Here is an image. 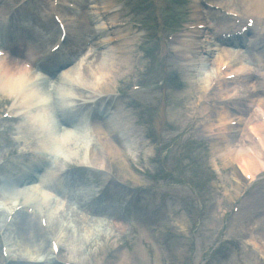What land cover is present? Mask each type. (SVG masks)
Returning <instances> with one entry per match:
<instances>
[{
    "label": "rangeland",
    "instance_id": "374dc122",
    "mask_svg": "<svg viewBox=\"0 0 264 264\" xmlns=\"http://www.w3.org/2000/svg\"><path fill=\"white\" fill-rule=\"evenodd\" d=\"M21 1L22 0H0V11H2V15L4 16L7 12H9V14H14L17 3ZM112 1L120 4L125 3V5L123 4V12L117 14V21H145L148 15L154 17V14L158 12L157 7L153 8L149 5L153 0H149V2H147V0ZM197 1L198 0H183L179 11L182 12L184 9L185 11L188 9L191 11L192 8L197 5ZM80 3L81 5L83 4L81 11L84 10L90 14L92 13V17L98 19L97 24L95 23L94 30H96V33H99L100 29L105 28V22H100V17H97V10L91 9L92 6L87 0H79L77 5L80 6ZM49 7L50 0H37L36 6H34L31 11H33L34 14H38V11L43 14H48ZM77 15V13L72 15V17L75 16L71 22L73 25ZM29 17H32L31 13ZM190 17L191 15L181 16L180 14L178 28L183 27L185 23L188 25L197 23L196 20L191 22ZM34 22V24H36V19ZM151 24H154L152 20ZM39 25H41V23L36 24V27H39ZM0 28L2 29V26H0ZM178 28L172 29V32H178ZM217 29H224L223 31L225 32L229 27L227 25H221L217 27ZM147 30L148 32L144 34L142 29H137L129 25L115 32L121 33V35H119L121 39H131V42L127 44L124 42L123 44L127 46V50L132 51L136 62L132 61L130 67L127 69L122 70L124 67H121V69L118 68V73L114 74L115 77H109L112 83H108L107 79L104 85L107 84L116 91V82L118 79L126 77V73L133 71L135 66H137L138 72H136L133 78L134 83L136 78L138 81L142 79V71L145 70V67L149 66L150 63H152L153 66L155 65V60L150 62L148 59L143 58L139 51L133 50L135 49L134 46H138L141 41H146L150 33V30ZM96 35L98 36V34ZM185 35L186 33L180 37H184ZM253 41H257L264 46V43L261 39L257 38V35H255ZM167 46V48H169L171 44ZM163 48L165 49L164 44L159 47L157 41L152 40L150 43H146L142 49L156 53L157 50L162 51ZM108 51H111V49L109 50L106 48L101 50V53ZM17 54H19V52H17ZM217 58L218 56L215 54L208 60L204 57L197 61L210 68V66L215 64ZM190 60L191 59H188L186 61L180 58L177 59L176 57L173 62L168 63L169 69L175 67L180 72V76L183 77L182 82L184 85L185 81L188 82L186 90L182 93H162L159 90V86L155 84L157 79H154L151 85L143 88L141 91L128 94L124 99L125 102L118 105L121 114L119 115L120 118L118 120V117H113L112 124L109 126L112 128L120 126L118 137L123 140L121 146L113 145V150H116L117 157H112L114 163L119 168L116 176L123 187V193L118 198L117 194H115L113 198L109 196L105 202L100 201L101 185L106 182L110 173V167L106 169V162L103 155H101L102 161L98 162L103 164L102 170L105 171L101 172V174L86 171L83 175L75 174L73 180L70 182H68V179L60 180L62 176H57L55 188L65 193L68 198L78 205L77 211L72 209L68 213L69 224L65 221L63 227L61 226V220L66 217L65 213L56 217L54 219L55 223H57L56 230L48 231V239L45 240V243H38V247L29 245L27 247L28 249L19 245V239L16 234L13 233V230L15 231V227L13 226L9 234L11 240L9 259L6 260L0 256V264H11V260L18 261L20 258L26 260L29 254L37 252L43 254L45 258L49 257V242L52 237H56L57 239L60 238L62 241L71 240L73 243L75 242L74 245H79L82 250L80 259L85 260V263L88 264H118L119 262L116 260L118 255L127 257L126 260L124 258L123 264H212L213 261H216L217 264H264V255L257 249L249 251L248 249L245 250L243 246L238 247V249H233L234 242L237 240V232L240 230L239 220L246 223L250 215L245 210H242L237 203L238 200L241 199V193L237 196L232 194L234 198L228 196L232 190V176L235 173L234 167L229 168L226 172L221 171L220 169H222L223 163L221 160L217 159L212 149L209 150L210 145L208 147L205 146L203 149L202 146L199 145V141L202 139L198 136L197 132L199 122L195 128L189 127V123H187L191 118L196 117L197 113H187L185 110L182 112L180 108L175 110L176 113H171L170 110L169 113H162L164 102L167 100L176 101L183 96H187V98L184 99L186 101L184 107L188 105L192 108L196 105L197 100H190L189 95L201 91V86L199 84L205 81L208 75V69L202 70L199 78L193 77L192 73L190 74L187 72L192 68H198V63H192ZM190 64H193V67L187 68ZM92 82V79H90L87 85L83 84V86L91 88ZM114 89H112L111 93H114ZM92 93H96V91L93 89L91 92L82 93L78 91V94H80L79 96L85 95L89 97ZM51 94L52 99H55L52 106L56 108L58 103L57 97H60V91L53 89ZM116 98L121 97L116 94ZM22 102L25 103L27 101L23 99ZM135 104H141L143 106H145V104H150L152 113L150 115L139 113L138 111L133 113L136 111V109H134ZM8 105L9 103L3 102V98L0 96V114ZM114 111H111V115L108 116L107 121L110 120ZM26 113H29L28 106H25V110L22 112L21 117H23V121L19 120L18 123L2 121L0 123V133H5L6 131L3 130L8 127L10 130H7L8 134L5 135L19 141V143L14 145L16 156L10 158L11 162H16L17 156L21 152H26L30 147H32V149L35 148L37 144L36 140L31 141L24 138V134L20 128L22 125H25L27 121H30ZM76 115L79 117V123L82 124L83 120H85V115L83 114L82 116V114L79 113ZM124 116H128L129 118L132 116V119L128 118V124L122 123L123 120L126 121ZM137 118H139V122L135 121ZM165 118L173 121L176 128L163 126L162 121L167 120ZM143 122L153 124L155 131H160L161 137L170 140L169 145L172 146L170 160L182 154H194L195 159L192 162L193 165H191L190 171L186 169H157L156 160L154 162H147L146 164L145 160L152 151L154 152V143L147 140V137L151 135L142 133V131H145L144 129L140 130L134 128L135 125H132L140 124V126H142L141 123ZM52 128L55 134L51 136L57 139L59 133L58 128ZM131 134L134 137H132ZM149 143H152L150 144L152 149L150 150L151 152L147 154L146 151L150 148ZM181 145L182 147H180ZM0 146L2 147L0 148V166H2L5 164V160L3 161L2 159L5 155H8L9 147L3 145L1 138ZM129 150H133L135 154L140 156L143 164L149 168L147 172L139 174L130 170L127 161H125V156L121 155L122 152L126 153L124 151L130 152ZM75 154H77L80 159L83 158V156L79 155L77 152ZM129 155L132 156L131 153H129ZM71 158L60 160L59 163L57 162V166L62 167V171H58L56 175H61L67 167H69L68 162L70 163ZM79 158L76 159L80 160ZM20 162L23 163V161ZM215 162L219 164L217 167L215 166ZM160 170H164L166 173L172 174V176H167L163 173L158 174ZM160 183H164V187L159 189L156 188L155 185ZM134 186L142 189L137 195L131 194L132 187ZM7 196L5 192H0V214L6 209V201L3 199H8ZM138 196H140V198ZM108 200H111V202H107ZM129 201L131 202L128 211H120L119 217L128 225L127 228L132 231H130V234H125L115 239H109V236L103 235V233L100 232V226L95 225L94 220H90L89 216L92 214L86 213L90 212V210L98 211L101 209H110L107 211V215L112 217L115 215L114 212L118 210V207L120 208L124 203ZM7 203L9 204L10 202ZM233 207H239V213L236 218L232 219L229 213ZM32 218L39 226V216L35 215ZM237 218L239 220H237ZM134 220L138 224V227L134 226ZM0 224H2V218H0ZM88 226L93 228L91 232L85 231V228ZM168 230L174 231L177 235L165 234ZM259 230V232L264 233V221L261 223ZM220 233L225 234L227 239L226 243L229 244L228 246L225 245L223 249H220L217 254L211 255L210 253L215 248L213 244L217 237L219 238ZM260 242L261 245L264 244V240ZM120 243H123L124 247H120ZM98 247L100 248V256L96 258L94 252ZM210 247H212V250L209 251L206 256L202 255V253L207 251ZM108 250L109 254L107 253ZM131 250L136 251L138 258L132 256ZM227 251H231V253H229L230 256L226 258L224 253ZM64 253V259H66L68 253L67 249Z\"/></svg>",
    "mask_w": 264,
    "mask_h": 264
},
{
    "label": "bare ground",
    "instance_id": "6f19581e",
    "mask_svg": "<svg viewBox=\"0 0 264 264\" xmlns=\"http://www.w3.org/2000/svg\"><path fill=\"white\" fill-rule=\"evenodd\" d=\"M88 1V0H87ZM252 1V15L256 16L258 20L260 21L261 17L264 16V0H250ZM89 4L94 5L93 8H98L100 6H103L107 11H102L101 13L98 12V17H100V22H105V28L100 29L98 36L95 33V30L92 31L91 27L88 25V22L91 24V26H94L95 23L97 24L98 19L96 17L92 18V13H88L84 10L80 12L77 18V25L74 28L75 34L72 36L71 29L68 25V38L71 40L72 38L77 39L78 37H75L76 34L85 35L87 34L92 35L90 36V40H96L99 41L100 37L101 39L104 37L105 40H102L100 42H95L94 45H96L99 49H106L109 47L111 51L108 52H102L99 53L97 59H96V72L99 75V81H105L106 79H109V77H115V73H118V68L121 69H127L130 67L131 62L135 61V56L132 54V51L127 50V46L121 42L114 43L115 38H119V35H121L120 32H111L108 28L109 25L112 23L117 22V16H110L111 14V8L108 5H111L114 3L112 0H89ZM105 6V7H104ZM82 7V6H81ZM199 7V6H198ZM197 5L195 8H198ZM83 8V7H82ZM203 9V7H202ZM97 12V11H96ZM201 18V17H200ZM25 20V18H23ZM38 20L42 21L41 28L42 30H50L49 28V20H42L39 17H37ZM97 21L95 22V20ZM12 26L14 25L15 19L13 18ZM264 29V27H263ZM13 30V29H12ZM21 33H15L13 31L10 32V34H4L2 35L0 33V37L3 39L6 46L10 47L12 51L19 52V56L26 58L27 60L34 62L38 64L41 68H44L45 70L50 71L53 73L56 70L60 68V66L65 67L63 70L64 73H69L70 70H68L69 67L72 66L71 62L64 61L59 64L58 58L59 56H47L42 57L40 55L41 48L46 45V40L43 35L36 32L35 30H28L25 28H20ZM110 31V32H109ZM198 34H202L199 32ZM112 37H109V36ZM206 33H203L202 36L205 37ZM59 34H53L51 36L50 40H56L58 38ZM127 41V40H126ZM107 43L106 46H104V43ZM129 42H126V44ZM218 43H222L221 46L218 45ZM204 45V44H203ZM222 47L219 49V52L221 55L217 58L213 68L215 71L220 68L224 63L231 61V66L229 67L226 75L233 74V73H241L242 76L239 78H236L234 80H231L229 82H222L219 81L213 91L211 93H207L206 100L211 103L210 106L200 105L198 109V113L203 118V123L201 127L199 128V131L203 133V135H207V137L210 138L212 146H213V152L216 154L218 159L220 158L223 161L222 169L227 170L228 168L234 167L235 173L232 176V190L230 191L228 196L233 197L237 196L241 193L243 188L248 185L249 183L245 182L242 176H245L247 174H251L252 178H255L256 175L261 172L264 169V164L261 162L260 157L264 156V125L262 124L258 111L263 112L261 114L264 115V49H261L260 44H252L250 47V51H246V53L252 54V56L256 57L257 64L253 66H248L243 63L242 61H234L233 55L235 53H239L240 50L243 48V42H240L239 39H236L234 41H225L220 39L219 41H215L213 43H210V49L211 51H215L216 47ZM189 47L195 48L199 50H203L206 48H203L200 45H189ZM259 51L260 53H258ZM62 54V51H60ZM205 54H209V51L206 49ZM238 60L239 57H234ZM135 66L134 68H136ZM193 72V69L191 70ZM130 71L127 74H129ZM55 76V73L53 74ZM30 73L19 68L16 64L12 63L11 60L4 61V59H0V95L4 96L3 101H11L14 99V95H19L20 91L22 90L23 83L25 81L30 80ZM65 77V76H64ZM68 78V77H67ZM124 78V77H123ZM211 79V78H210ZM122 80V78H121ZM210 81V80H208ZM211 82V81H210ZM81 90V89H80ZM104 92L108 93V87H104ZM205 92V90L203 91ZM30 92L27 93V96H29ZM229 95H235V96H242L240 101L238 103L233 102H226L227 97ZM100 97V96H98ZM96 97H90V99H94ZM184 99L182 97L181 101ZM217 99V100H216ZM219 100V101H218ZM65 101V99H64ZM63 99L60 97H57V111H58V118L61 126L65 127L59 130L63 134V138L61 140V149L62 151H67L70 146H72L71 139L68 138V132L70 129H72V126L75 125L77 134H80L82 132V124L79 123V117L75 116L76 113H84L82 108H78L74 113H71L69 110H67L63 104ZM16 104H20L18 101L15 102ZM32 104L31 102H29ZM184 103H180V109L183 112L184 110L188 113L192 111V108H190L188 105L184 107ZM35 105V104H34ZM117 102L114 99V97L111 94H107L105 97L101 96L100 99L97 102V107L93 113V116L96 118H93V122L95 124V128H97L98 132L105 135V133L111 134L114 138L118 139V144L122 143L123 140L118 137L120 133V126L112 128L109 125L112 124V119L117 118L118 120L120 118V109L117 106ZM104 106V109L100 111V107ZM114 109V114L110 118V120L105 121L104 116L108 113L109 110ZM86 111V109H84ZM102 112V113H99ZM246 113V114H244ZM75 116V117H74ZM241 121L242 126H236L232 128L234 130V134H231V131H228L229 126L227 125L228 121ZM190 122V121H189ZM99 124V127L97 126ZM21 130L24 134V137L27 139H32L36 135V130L34 126L30 123L25 124L24 126H21ZM66 130L67 133L65 132ZM228 131V132H227ZM132 137H134L131 134ZM255 137H258L259 143L255 141ZM0 138L3 142V145L9 147V152H14V145L18 143L19 141L12 140L9 137H7L5 134H1ZM120 138V139H119ZM73 139V138H72ZM92 147L90 150V156L93 158V161H95L96 164L98 162H101V155L102 153H105L109 150L108 147L109 144L106 142L102 144L99 149L96 146V142L92 141ZM139 145V144H138ZM0 148H2L0 146ZM111 148V147H110ZM112 149V148H111ZM116 151V150H115ZM109 152H111L109 150ZM25 155V154H24ZM21 158L23 155H20ZM6 161H8L7 155L3 157ZM75 161V160H74ZM72 166L69 167L68 170L72 171L70 173V181L73 180L75 171H73L76 167L80 170L79 175H82L87 168V166L82 162H74ZM217 166V164L215 163ZM42 166H47L46 164L39 165L38 163H35L33 165L34 169L38 172V170H41ZM75 169V170H76ZM4 169H0V171H3ZM51 178H56V176L52 173ZM32 177L28 176L22 179L18 180V183H21L26 180H31ZM73 185V184H72ZM20 187V186H19ZM73 187V186H72ZM234 194V196L232 195ZM10 201V199H8ZM7 200V201H8ZM12 201V199H11ZM31 201H25L24 203H18V204H29ZM33 203L29 204V207ZM16 205L10 204V206H6L5 210H3L2 214H0V218H2V224L0 225V233L1 231L3 234H6L11 230V226H14L16 229V236L19 239V244L23 248H27L29 245L38 247V243H45V240L47 238V230L55 231L56 230V224L53 223L52 217L50 214H48V220H47V228L43 229L41 225H37L36 222L31 218H26L22 212L21 216L18 217V222L13 224L14 220L9 224L8 227H5V218L7 216V212L14 209ZM35 211L33 215H35L37 212ZM57 206L54 207V211H57ZM117 210V209H116ZM105 213V212H103ZM116 217L118 218V210L114 212ZM25 214V213H24ZM20 218V219H19ZM40 221V218H39ZM113 221L118 222L122 228L121 233L125 230V225L121 218L119 220L113 219ZM123 223V224H122ZM116 229V228H114ZM93 228L88 226L85 228L86 232H91ZM10 237V236H9ZM51 239H54L52 237ZM57 240V239H55ZM51 241V240H50ZM58 242L62 245L67 246V257L64 261H71L72 264H88L85 263V260L80 259V256L82 254V250L79 247V245L75 246L74 243L70 240L62 241L60 238H58ZM50 243V242H49ZM161 243V242H160ZM64 245V246H65ZM256 249L261 251V253L264 255V246H258L256 244H253ZM11 246V245H10ZM28 249V248H27ZM43 250V248H42ZM50 250V249H49ZM50 254V251H49ZM33 258L31 259H37L43 254L37 252L32 254ZM94 256L96 258H99L100 256V248L98 247L96 251L94 252ZM93 256V257H94ZM91 257V256H90ZM127 257H124V255L120 256V264H123ZM92 259V257H91ZM118 259V260H119ZM15 264H26L23 260H20L19 262H16ZM38 264H57L55 261L52 260H46L45 262H39Z\"/></svg>",
    "mask_w": 264,
    "mask_h": 264
}]
</instances>
